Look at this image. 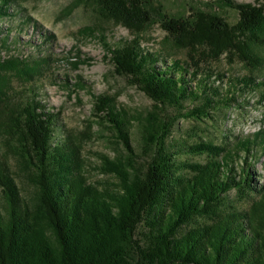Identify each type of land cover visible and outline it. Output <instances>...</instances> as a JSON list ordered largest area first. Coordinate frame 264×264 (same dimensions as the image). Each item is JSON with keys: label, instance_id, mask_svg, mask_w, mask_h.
<instances>
[{"label": "trees", "instance_id": "1", "mask_svg": "<svg viewBox=\"0 0 264 264\" xmlns=\"http://www.w3.org/2000/svg\"><path fill=\"white\" fill-rule=\"evenodd\" d=\"M151 1L95 0L101 16L132 33L120 44L104 43L114 73L153 102L138 120L143 158L131 144L129 114L113 97L92 96V114L124 148L106 169L116 174L115 188L88 180L75 136L57 138L59 113L34 88L48 57L0 59V141L33 187L28 198L20 194L0 151V264H264V187L254 180L264 129L220 143L173 138L181 119L219 123L226 111L264 101V0H221L237 11L233 24L206 11L164 16L156 50L141 46ZM13 4L0 0V23L17 16L21 31L32 20ZM10 30L1 48L9 47ZM223 56L245 72L210 65ZM74 86L84 87L80 80ZM230 191L248 207L231 203Z\"/></svg>", "mask_w": 264, "mask_h": 264}, {"label": "rangeland", "instance_id": "2", "mask_svg": "<svg viewBox=\"0 0 264 264\" xmlns=\"http://www.w3.org/2000/svg\"><path fill=\"white\" fill-rule=\"evenodd\" d=\"M234 1L244 3L254 0ZM16 6L32 21L21 31L15 30L19 20L17 16L0 23V37L6 34V29L11 28L7 36L8 50L0 46V59L9 55L28 56L32 59L48 57V64L43 69L42 77L36 79L34 88L46 106L52 112L59 113L57 138L61 139L64 133L77 138L85 163L84 173L90 182L101 187H117L116 174L106 169L110 168L109 162L123 157L124 148L114 133L98 123V119L92 114V96L113 97L118 108L129 114L133 120L130 130L131 144L142 157L144 154L141 150L138 120L153 109V102L137 87L129 85L124 77L114 73L104 45L120 44L123 40L131 39L132 33L111 19L101 16L95 0H15L11 7L14 9ZM148 8L152 19L141 33V46L149 50L162 46L166 33L160 22L164 16L190 18L196 12L206 11L221 15L230 24L238 19L237 11L221 0H152ZM35 26L38 27L37 30ZM87 26L94 28L93 34H82L81 29ZM41 32L51 34L52 41L40 43L38 35ZM38 45H41V51L38 50ZM260 53L264 55V50ZM175 56L185 58L183 51H176ZM210 65L219 71L245 72L239 62L230 63L224 56ZM78 80L84 85L83 88L74 86ZM16 84L14 82V86ZM252 101L250 100L251 105H246L242 110L226 111L225 117L218 118L219 123L181 119L174 129L173 138L188 142L202 138L220 143L224 136L232 139L234 136L251 135L264 129V101L254 104ZM0 151L8 154L7 161L14 172L13 177L20 194L28 198L33 187L18 169L15 156L7 153L1 141ZM184 157L189 160V157ZM254 170L255 184L264 187V153L260 161L254 163ZM229 201L242 209H246L249 204L240 202L234 191L229 192ZM1 205L0 194V207Z\"/></svg>", "mask_w": 264, "mask_h": 264}]
</instances>
